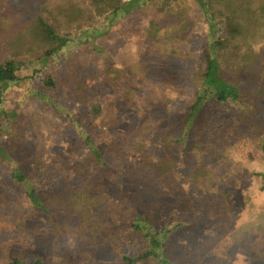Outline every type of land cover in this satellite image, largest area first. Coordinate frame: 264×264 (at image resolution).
<instances>
[{"label":"rangeland","instance_id":"rangeland-1","mask_svg":"<svg viewBox=\"0 0 264 264\" xmlns=\"http://www.w3.org/2000/svg\"><path fill=\"white\" fill-rule=\"evenodd\" d=\"M53 1L0 0V59L12 57L15 49L8 42L18 28L17 22L36 17L40 5L52 3L51 18L64 22L65 18L54 10ZM207 37L206 15L195 0H155L133 10L106 37L96 41V50L84 45L73 52H55L48 67L55 88L44 89L40 78L35 77L8 91L5 110L12 115L7 118L13 119L5 130L4 143L19 147L24 141L28 166L43 163L36 184L46 211L31 204L26 188L11 178L14 166L0 160V264H11L12 257L27 262L41 259L44 264H127L124 257L138 255L142 240L129 228L127 217L133 212L128 207H141L145 191L133 184L123 188L120 177L105 170L114 164L116 152L111 146L117 141L123 146L125 155L119 162L122 165L138 163L141 155L133 146L134 129L140 130L147 123L148 131L142 135L145 139L150 137L147 140L151 156L156 160L167 158L159 133L168 128L175 111H184L194 99L207 66ZM245 48L247 53L240 65L264 69L261 44ZM139 66H165L174 77L136 88L133 81L137 73L130 71ZM108 69H113V74L106 75ZM108 78L110 85H106ZM125 79L122 90L128 96L122 101L130 102L133 92H137L141 104L138 109L117 106L115 89L108 88ZM94 104H101L102 116L93 119L88 112ZM149 112L150 117L145 119ZM68 117L76 121L77 127ZM249 120L252 127L264 126L262 108H254ZM116 122L117 127L113 125ZM152 123L155 128L150 126ZM82 132L104 155L105 167L86 160L90 147L84 143ZM217 133L222 140L232 138L229 130L220 129ZM179 135V130L174 133L176 139ZM179 140L176 154L167 158L173 161L174 169L158 181L164 194L157 211L162 219L173 214V230L167 241L175 261L258 264L250 252L253 248L240 244L233 232L225 233L226 227L234 229L249 220L241 201L238 199L226 212L227 221L222 228L215 223L212 207L202 204L195 195L190 176L197 165L214 164L217 174L225 179L240 181L253 176L255 188L259 189L264 187V179L255 175H264V159L246 151L244 143L238 142L229 149L234 162L223 163L212 155L202 156L192 148V141L181 152L183 144ZM17 152L13 153L15 157ZM178 189L190 192L196 208L166 214L168 199ZM253 194L257 204L264 205V190ZM250 237L241 243H264L261 234L256 242Z\"/></svg>","mask_w":264,"mask_h":264},{"label":"trees","instance_id":"trees-1","mask_svg":"<svg viewBox=\"0 0 264 264\" xmlns=\"http://www.w3.org/2000/svg\"><path fill=\"white\" fill-rule=\"evenodd\" d=\"M153 1L155 0H54V10L65 18L62 20L64 22L61 23L60 18H51L52 3L40 5V13L38 12L31 20L20 19L17 22L18 28L8 42L9 46L15 49L12 50L13 55L11 58L0 59V160L14 166L11 178L26 188L27 196L35 208L46 211V204L41 200L39 194L41 191L37 189L36 184L39 180V169L44 167L41 161L33 168L28 166L26 162L29 158L27 159L25 154L28 149L25 148L24 141L19 147H7L4 143L7 132L5 130L13 119L7 118L12 115L5 110L8 91L13 86L35 77L40 78L44 89L55 88L56 83L48 70L55 52L65 49L73 52L77 47L84 45H92L96 50L97 47H93L96 41L106 37L111 29L133 10ZM195 2L206 15L208 25L204 52L207 66L199 78V86L195 89L192 102L184 111H175V117L171 116L169 119L168 128L159 133L167 152L165 156L171 159L176 154L175 148L178 147L175 144L180 139L179 142L183 144L181 152H185L189 141H192V148L197 149L202 156L212 155L220 158L223 163L234 162L229 149L238 142L244 143L246 151L257 153L264 159V126L252 127L249 120V114L254 108L261 107L264 112L262 86L264 69L259 66L240 65L247 53L245 46L253 48V45L258 43L264 52V0H195ZM73 22L76 25L70 26ZM112 72L113 69H108L106 75L113 74ZM130 72L133 75L137 73L135 76L137 78L133 81L136 88L147 87L150 81L174 77V73L165 66L156 68L139 66ZM126 81L127 79L116 82L115 87L108 88L115 89L117 100L114 101L117 106L138 109L141 104L137 92L132 90L134 95L130 102L122 101L128 96L122 90ZM106 82H108L106 85H110L112 81L108 78ZM101 112V104H94L88 116L93 119L101 117ZM148 117L150 112L144 118ZM68 118L71 124L77 127L76 121ZM117 124L116 122L113 125L117 127ZM145 125L147 127V123ZM150 126L156 125L152 123ZM146 127L134 129L136 135L133 146L138 156L141 155L138 163L123 165L119 163L123 161L125 153L123 146L117 141L111 146L116 152L114 164L106 166L104 155L96 149L91 137L83 135L82 132L84 143L90 147V154L86 160L94 161L99 166L102 163L104 167L106 166L105 170H112L114 175L120 177L123 188L128 184L144 188L142 206L128 207L133 213L127 217L129 228L142 240L140 252L135 258L124 257L123 262L177 264L167 241L173 230L171 227L173 214L162 219L157 212L164 194V190L158 184L159 178L171 172L174 163L165 157L164 160L162 158L156 160L151 156L147 140L150 137L145 139L142 135L148 131ZM220 129L229 130L231 140L220 139L217 133ZM178 130L180 135L176 139L174 133ZM15 151H18V157L13 155ZM213 165L201 163L193 169L190 181L193 183L195 195L202 204L212 207L215 223L222 228L226 225V212L230 211L239 199L249 220L234 229L226 227L225 233L233 232L240 244L253 248L250 252L252 257L256 256L254 258L259 261L258 264H264V243H241L246 242L245 239L249 235L250 240L255 242L260 234L264 240V205H258L253 197L255 190H264V187L255 188L253 176V178L246 176L240 181L225 179L217 174ZM84 169L85 167H82V171ZM255 176H262L264 179V175ZM189 193L180 189L172 192L165 213L194 210L195 202ZM11 260V264H44L41 259L27 262L12 257Z\"/></svg>","mask_w":264,"mask_h":264}]
</instances>
